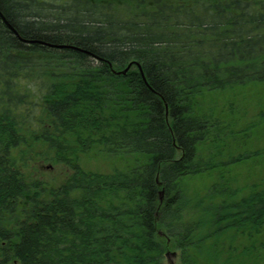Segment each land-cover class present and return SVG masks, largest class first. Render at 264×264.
Here are the masks:
<instances>
[{
    "label": "trees",
    "instance_id": "1",
    "mask_svg": "<svg viewBox=\"0 0 264 264\" xmlns=\"http://www.w3.org/2000/svg\"><path fill=\"white\" fill-rule=\"evenodd\" d=\"M259 83L264 0H0V264H264V186L185 190L252 156L219 159L197 98ZM25 130L72 170L47 197L11 155ZM96 147L132 161L81 170Z\"/></svg>",
    "mask_w": 264,
    "mask_h": 264
},
{
    "label": "rangeland",
    "instance_id": "2",
    "mask_svg": "<svg viewBox=\"0 0 264 264\" xmlns=\"http://www.w3.org/2000/svg\"><path fill=\"white\" fill-rule=\"evenodd\" d=\"M197 101L201 114L209 116L212 122L216 121L226 129V138L219 141V159L224 161L226 157H237L245 153L252 156L244 163L187 179L186 195L192 202L206 200L212 187L218 183V176H223L232 187L243 193L264 186V83L207 92L197 98ZM43 121L45 126L49 122L47 118ZM29 132L25 130L26 142L14 149L11 155L23 180L30 184L38 183L39 190L44 192L42 196L47 197V193L65 182L72 170L55 159V153L42 144L40 134ZM257 152L259 154L253 156ZM209 153L206 148L200 152L203 157ZM131 161L132 157L128 155L110 156L97 147L86 154L77 153L76 157V163L81 170L100 174L125 170ZM164 262L179 264V252L168 247Z\"/></svg>",
    "mask_w": 264,
    "mask_h": 264
},
{
    "label": "water",
    "instance_id": "3",
    "mask_svg": "<svg viewBox=\"0 0 264 264\" xmlns=\"http://www.w3.org/2000/svg\"><path fill=\"white\" fill-rule=\"evenodd\" d=\"M59 48H72V47H68V46H59ZM133 64L135 63H130L127 65V67L121 72L122 74H124ZM135 66L138 68V70L140 71V67L139 65L135 64Z\"/></svg>",
    "mask_w": 264,
    "mask_h": 264
}]
</instances>
